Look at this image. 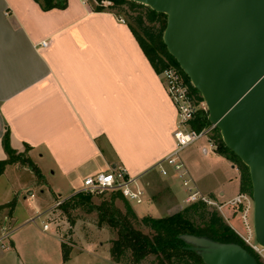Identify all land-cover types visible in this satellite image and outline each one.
I'll list each match as a JSON object with an SVG mask.
<instances>
[{"label": "crops", "instance_id": "0c3cea01", "mask_svg": "<svg viewBox=\"0 0 264 264\" xmlns=\"http://www.w3.org/2000/svg\"><path fill=\"white\" fill-rule=\"evenodd\" d=\"M95 6L63 0L45 10L35 0H0V159L7 157L1 140L8 128L10 146L24 152L28 145L42 175L16 164L0 174V206L16 202L13 209L0 208V229L12 230L0 264H76L80 252L115 264L109 251L99 258L91 243L63 261L57 229L36 222L60 210L55 199L80 190L85 177L115 166L144 187L137 205L143 212L135 207L137 215L166 216L186 204L187 190L172 167L166 175L156 168L175 146L176 107L128 25L127 6ZM180 160L203 195L224 203L241 192L238 168L205 138L182 149ZM29 199L36 200V210ZM222 213L241 231L235 209L224 207Z\"/></svg>", "mask_w": 264, "mask_h": 264}, {"label": "water", "instance_id": "95a60500", "mask_svg": "<svg viewBox=\"0 0 264 264\" xmlns=\"http://www.w3.org/2000/svg\"><path fill=\"white\" fill-rule=\"evenodd\" d=\"M166 15L162 40L205 102L208 121L247 166L264 247V0H129ZM204 264H259L235 242L180 236Z\"/></svg>", "mask_w": 264, "mask_h": 264}, {"label": "trees", "instance_id": "16d2710c", "mask_svg": "<svg viewBox=\"0 0 264 264\" xmlns=\"http://www.w3.org/2000/svg\"><path fill=\"white\" fill-rule=\"evenodd\" d=\"M43 9H49L53 6H61L63 0H35ZM112 5H125L133 12L132 21L128 25L140 45L145 56L149 60L156 73L160 74L168 67L176 68L182 75L184 81L190 89V93L196 101H202L199 92L191 85L188 77L179 68L176 60L168 53L162 40V33L166 24V15L154 11L143 4L129 0H111ZM95 10H104L102 7L95 6ZM207 111L198 110L195 117L189 121V125L200 130L207 126ZM215 150L218 154L225 156L235 165H238L240 174V190L251 195V182L247 166L228 149L216 128ZM9 129L6 128L2 136V146L7 155L6 158L0 159V174L3 173L6 165L21 163L28 166L32 172L41 178L38 166L31 160L27 154L30 147L25 146L24 152H17L10 146ZM237 167V168H238ZM92 197L91 193L83 190L75 192L69 201L60 204L62 211H67V207L74 208L84 203V199ZM119 198L123 201L124 210L118 208L114 200ZM15 198L10 202L0 206L13 209ZM98 226L107 225L115 230V238L109 246L110 259L115 264H142L148 256L153 255L156 258L154 264H204L201 257L180 237L182 234L206 235L220 242H235L252 253L256 259L257 256L252 250L240 239L232 227L223 219L217 210H208V206L201 202H194L184 206L182 209L161 217L144 215L138 217L131 204L122 196L121 192L113 190V196L107 203L97 207ZM197 215L202 225L195 224L192 221V215ZM148 229L143 232L142 228ZM62 259L68 260L70 249L61 244ZM258 260V259H257ZM259 264H262L258 260Z\"/></svg>", "mask_w": 264, "mask_h": 264}, {"label": "built area", "instance_id": "2783aa9c", "mask_svg": "<svg viewBox=\"0 0 264 264\" xmlns=\"http://www.w3.org/2000/svg\"><path fill=\"white\" fill-rule=\"evenodd\" d=\"M84 3L89 0H82ZM94 5L102 7L104 10H109L112 5L111 0H90ZM121 22L125 19L118 17ZM40 45L46 46V41H41ZM167 94L172 99L177 111V124L173 136L175 140L174 149L166 155L162 160L156 163L157 170L166 175L167 166H171L178 178L181 179L183 186L187 190L186 203H194L201 201L208 207L212 206L220 214H223V208L235 209L240 216L244 231H239L232 228L240 239L252 250L257 256V259L264 263V247L261 246L255 239L253 231L252 218L249 214L253 211V201L251 195L246 192H240L233 198L224 203H219L213 198L203 195L197 191L191 184L186 169L180 160V152L185 147L195 143L199 139L205 138L210 147L215 148V141L213 139L214 131H216L215 124L209 123L207 126L196 130L189 125V121L195 117L198 110L207 111L205 102L196 101L194 96L190 93V89L184 81L181 73L174 67H168L160 73ZM80 190L86 193H101L104 191L117 190L121 192L122 196L129 202L140 204L143 201L144 187L136 176L130 175L122 166H115L108 171L97 172L89 175L83 179L82 188ZM63 200L55 202V206H59ZM47 224H43V228L47 229ZM11 227L4 225L0 230V252L10 248Z\"/></svg>", "mask_w": 264, "mask_h": 264}, {"label": "rangeland", "instance_id": "374dc122", "mask_svg": "<svg viewBox=\"0 0 264 264\" xmlns=\"http://www.w3.org/2000/svg\"><path fill=\"white\" fill-rule=\"evenodd\" d=\"M132 15H135L133 12L130 11ZM130 22H133L132 20L128 19ZM216 131H214V136L213 139L216 137ZM19 168L26 167V165H23L21 163H15ZM238 167V165H236ZM239 175L241 174V171L238 167ZM27 173L28 172H24ZM237 173V172H236ZM7 179L12 180L13 179V174L12 173H7L6 174ZM23 177H25L23 175ZM79 191V190H78ZM47 192V191H46ZM48 194V192H47ZM67 193L62 191V196H65ZM39 195V194H38ZM73 195V194H72ZM64 198H56L55 200H63V204L66 203V201H69L71 196ZM113 196V191H104L101 193H94L92 194V197L89 199H84L83 204H79L78 206L74 208L67 207V211H62L60 210H53L50 213H45L44 215H41L36 219L38 227H42V220L50 224V226L54 227L57 229L58 233L60 234V238L62 239V243L65 244L69 249H70V254L71 252H78L80 251L81 248L84 247V245L91 243L95 247H97L96 252H94L99 258L104 256L106 252L109 250V246H111V240L115 238V230L110 228L107 225L104 226H98L97 220H98V212H97V207L100 205H103L105 202H109L111 200V197ZM51 201V203L54 202V199L52 196H49L48 201ZM29 204L31 205L33 210H36V206L38 204L36 203L35 199H29ZM115 205L120 208L122 211L124 210L123 207V201H121L119 198H116L114 200ZM133 209L136 207L138 209V212L141 213L143 212L142 205L137 206L139 204H136L135 202L130 203ZM188 205L187 203L185 206ZM60 205L58 206V208ZM57 208V207H56ZM215 208L212 206L208 207V210H214ZM39 210V209H37ZM135 211V209H134ZM5 214L7 213V210L4 212ZM136 213V212H135ZM220 214V213H219ZM240 213H238L239 215ZM137 215V214H136ZM222 217L223 215L220 214ZM138 217H141L137 215ZM192 221L195 224L202 225L203 223L200 221L199 217L195 214L192 215ZM250 219L252 218V213L249 214ZM225 220V218L223 217ZM3 220V219H1ZM231 219H229L230 221ZM226 221V220H225ZM232 221V220H231ZM234 221L242 228L241 230L244 231L241 219ZM6 222L10 224V220L7 219ZM51 227V228H52ZM142 228L143 232L147 233L148 229L143 227L142 225L139 226ZM1 230V229H0ZM102 244V245H100ZM109 245V246H108ZM90 246V245H89ZM89 248L88 246L85 247V250L87 251ZM74 255V254H73ZM74 261H76V264H101L98 259H93V256L90 255L88 252H80L77 253L75 258H73ZM156 261V258L153 255L148 256L145 260H143L142 264H154ZM72 262H70L71 264ZM69 264V263H68ZM264 264V263H262Z\"/></svg>", "mask_w": 264, "mask_h": 264}]
</instances>
